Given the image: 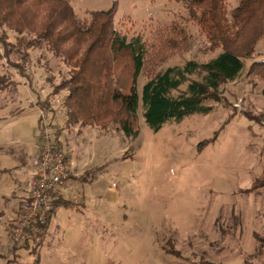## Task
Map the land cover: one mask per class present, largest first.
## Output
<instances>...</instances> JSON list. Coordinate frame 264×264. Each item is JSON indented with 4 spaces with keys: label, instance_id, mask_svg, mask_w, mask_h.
Segmentation results:
<instances>
[{
    "label": "rangeland",
    "instance_id": "rangeland-1",
    "mask_svg": "<svg viewBox=\"0 0 264 264\" xmlns=\"http://www.w3.org/2000/svg\"><path fill=\"white\" fill-rule=\"evenodd\" d=\"M225 1L229 17L238 0ZM69 2L82 18L113 0ZM116 2L117 31L127 40L139 35L147 50L138 94L156 71L220 51L189 17L187 0ZM30 58L28 79L11 69L16 89L0 91V264H264V184L254 187L264 175V80L248 74L251 62L264 59V37L238 76L219 86L221 101L204 102L210 112L153 131L139 103L133 139L113 124L66 126L67 91H51L67 67L42 48L30 50ZM46 98L70 166L89 175L65 179V202L53 207L44 231L14 246L20 197L40 143L37 102Z\"/></svg>",
    "mask_w": 264,
    "mask_h": 264
},
{
    "label": "trees",
    "instance_id": "trees-1",
    "mask_svg": "<svg viewBox=\"0 0 264 264\" xmlns=\"http://www.w3.org/2000/svg\"><path fill=\"white\" fill-rule=\"evenodd\" d=\"M225 2L187 0L186 4L189 17L197 21L210 47L220 49L218 54L205 62L187 60L181 66L156 71L147 77L138 94L136 80L145 67L147 50L139 35L127 40L117 31L116 0L106 9L87 10L82 18L74 13L69 0H0V66H6L8 72L0 73V91L16 89L18 83L11 78V69L28 79L30 50L42 48L68 69L67 78L52 86L51 91H67L63 99L66 126L113 124L126 138L133 139L139 133V103L142 118L153 131L168 121L206 114L212 106L204 102L221 101L219 86L238 76L242 59L250 56L257 40L264 37V0H238L230 18ZM177 46L178 43L170 45ZM121 57L126 62L121 63ZM248 74L264 80V59L251 62ZM192 75L199 78L192 79ZM183 84L186 88L179 91ZM37 104L41 110L50 107L47 98ZM59 136L60 128H56L58 147ZM87 172L70 178L85 180ZM254 183V187L263 185L264 175ZM61 202L65 201L55 198L53 207Z\"/></svg>",
    "mask_w": 264,
    "mask_h": 264
},
{
    "label": "built area",
    "instance_id": "built-area-1",
    "mask_svg": "<svg viewBox=\"0 0 264 264\" xmlns=\"http://www.w3.org/2000/svg\"><path fill=\"white\" fill-rule=\"evenodd\" d=\"M55 131L50 111L41 110L39 151L31 159L34 174L29 193L22 202L18 221L12 230V243L30 239L35 241L52 212L57 188L65 179L79 174L70 166L62 147L57 146ZM111 185L116 186V183L112 182Z\"/></svg>",
    "mask_w": 264,
    "mask_h": 264
},
{
    "label": "crops",
    "instance_id": "crops-1",
    "mask_svg": "<svg viewBox=\"0 0 264 264\" xmlns=\"http://www.w3.org/2000/svg\"><path fill=\"white\" fill-rule=\"evenodd\" d=\"M39 149V148H38ZM68 159V158H67ZM69 162V161H68ZM30 167L32 168V173H31V175H30V177H29V179H28V181H27V186L25 187V189L23 190V194H22V196L20 197L21 198V203L24 201V199H25V197L27 196V194L29 193V190H30V187H31V177L33 176V174H34V169H33V167L30 165ZM82 173V172H81ZM62 185V184H61ZM61 185L57 188V193H56V198H60V187H61ZM20 214V213H19ZM19 217V216H18ZM18 219V218H17Z\"/></svg>",
    "mask_w": 264,
    "mask_h": 264
}]
</instances>
